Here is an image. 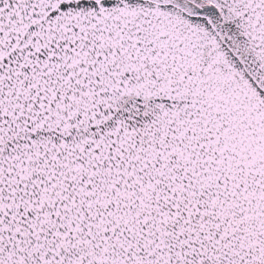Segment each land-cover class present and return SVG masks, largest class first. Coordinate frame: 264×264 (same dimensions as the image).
Returning <instances> with one entry per match:
<instances>
[{"label": "snow or ice", "instance_id": "6c2138e0", "mask_svg": "<svg viewBox=\"0 0 264 264\" xmlns=\"http://www.w3.org/2000/svg\"><path fill=\"white\" fill-rule=\"evenodd\" d=\"M0 264H264V0H0Z\"/></svg>", "mask_w": 264, "mask_h": 264}]
</instances>
